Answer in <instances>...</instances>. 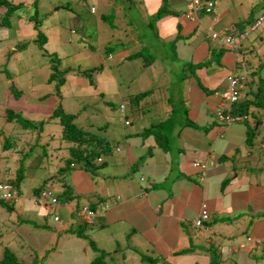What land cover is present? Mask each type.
<instances>
[{
  "label": "crops",
  "instance_id": "obj_1",
  "mask_svg": "<svg viewBox=\"0 0 264 264\" xmlns=\"http://www.w3.org/2000/svg\"><path fill=\"white\" fill-rule=\"evenodd\" d=\"M166 3L169 10L162 13L166 19L157 25L155 38L160 41L162 52L163 45H166L167 58L162 65L169 64L173 69H178L174 79L180 88L173 90L170 87L172 83L168 81L158 85L157 88L167 90L166 95L157 97L155 103H145L143 106L133 103V96L120 99L123 122L128 124L120 128L117 135L111 134L109 128L106 141L112 145L105 155L99 157L98 162L95 161L94 168L86 170L81 164L72 165L61 173L58 170L65 165L54 166L52 173L49 171L51 178L47 177L48 180L35 175L36 180L46 181L33 189L29 198L21 199L20 212L35 219L36 230L42 227L40 218L50 212L31 203L36 195L34 190H45L48 186L46 183L55 184L59 204L53 210L61 209L58 211L63 213L57 216V223L60 224L54 228L58 233L54 245H58L62 234L65 236L62 237V240L65 239L63 245H69L68 239H71L74 245L84 250L81 239L89 236L96 248V251L92 249V256L94 258L98 252L104 253L103 264H116L113 255L117 261L118 257L122 260L123 255L118 251L121 247L132 249L131 246L140 247L129 254L130 258L137 254L141 256L135 258L136 264H147L152 255H155L153 264H159L155 261L159 258L162 264H263V253L258 251L264 249V219L253 220L252 215L248 214L264 209V190L255 193V189H240L235 168L246 170L248 164L255 163L257 170L264 175V137L259 136L258 130V127L264 128V123H261L264 113L254 116L256 121L250 115L242 122L227 126L217 124L214 115L219 108L228 107L224 99L227 76L236 78L239 100L245 97L247 91H257L256 80L263 81L260 85L264 87V29L253 36L249 35V38L245 36L235 50L210 41L207 29L232 31L233 34L244 32L254 18L252 9L261 4V13L264 0H213L210 15L201 14L192 20L186 18L190 0H166ZM222 50H225L224 54H221ZM246 50L248 56L253 54L250 60L254 62L250 66L253 76L250 80L245 77L246 68L243 75L240 64L243 60L238 59V52L245 54ZM131 54L135 52L131 51ZM127 57L121 59V65L129 59ZM187 66L189 69L185 70ZM98 95L100 97V93ZM124 101L129 102L128 108L124 106ZM182 104L185 109H181ZM151 107L155 110L154 115L150 114ZM171 112L174 113L172 117ZM162 114L164 116H159ZM151 119H155V123L149 124ZM161 122L162 127H158L157 123ZM172 122H176V127ZM5 123L4 120L0 127L3 134L0 137V155L8 160L3 162V168L6 171L12 168L16 170L20 158L13 159L15 154L12 151L9 152L10 156L3 151L6 136L12 135V129L8 130ZM107 127L101 126L99 130H107ZM147 129L155 130L154 138L150 136L147 139ZM255 134L256 138L253 137ZM34 135L38 138V132ZM24 136L26 138L19 136V142L27 143L28 147L31 141L26 133ZM47 137L51 141V135L46 132L45 147L48 146L45 143ZM52 145L50 149H58L56 144ZM14 146L16 151L19 147ZM235 151L236 157H233ZM35 160L36 163L31 160L28 165L33 167L40 162L38 156ZM63 189L70 192L69 198L60 195ZM258 193L262 196L261 201L254 202ZM103 204L107 205V210L92 217L87 224L73 213H77L81 205L95 209ZM29 205L32 207L28 208ZM203 206L209 222L204 225L205 230L197 233L189 226V221ZM241 214L251 224L250 233L245 232L248 230L245 224L230 227L234 220L242 217ZM83 226L86 232L82 231ZM79 230L85 237L67 238L70 231ZM256 230L257 234L261 231V235H257ZM237 232L245 235V240L254 245V252L244 247L245 242L234 241ZM140 237L145 240L138 242ZM159 238H165V245L163 239ZM224 239L226 242H223ZM149 243H152V247L153 243L157 246L155 253L144 248H152ZM27 245L26 242L21 243L22 249H26L23 255L32 256L31 248ZM34 249L37 251L35 256L41 259L46 249ZM213 249L219 252L214 253ZM140 250L146 254L139 253ZM180 251L184 252L178 253ZM148 252L151 254L147 255Z\"/></svg>",
  "mask_w": 264,
  "mask_h": 264
},
{
  "label": "rangeland",
  "instance_id": "obj_2",
  "mask_svg": "<svg viewBox=\"0 0 264 264\" xmlns=\"http://www.w3.org/2000/svg\"><path fill=\"white\" fill-rule=\"evenodd\" d=\"M261 4L252 9L254 19L260 14ZM8 6H13L17 11L5 16ZM162 8L169 10L166 0L162 2L158 0H4L0 8V115L2 116L0 127L4 120L10 119L5 123L8 130L12 129V135L6 136L7 141H11L14 147L20 148L12 158L22 160L21 166L25 168V172L20 167L22 171L19 175L23 177L15 186L19 190L20 199L12 205L13 209L5 208L6 204L0 205V261L5 251L12 253V256L6 255L12 259L14 257L19 264H28L32 261V264H91L95 260L92 256L94 252L89 246L91 240L89 236L81 239L82 236H77L74 231L67 234V238L81 239L84 242V250L74 245L71 239H68L69 245L68 243L63 245L65 239L62 240L64 235L62 236L61 233L58 245H54L58 237L54 228L60 223L54 222L52 215H60L63 212L58 210L61 209L53 210L40 218L42 227L36 230L35 219L21 213L19 205L22 202L21 199L29 198L31 191L42 185V181L36 180L35 175L48 180L51 178L48 175L49 171L52 173L54 166H64L65 160L69 158L68 151L65 149L67 142L61 137L62 127L55 118L48 123L45 122L53 114H57L58 117L64 114L73 115L74 127L85 129L105 141L109 128L111 134L117 135L120 128L126 127L125 123L123 125L124 116L121 117L123 114L118 113L120 99L126 96L130 99L133 96V103L143 106L145 103H155L154 100L157 101V97L166 95L167 90L157 88L158 85L168 81L172 83L170 87L173 90L180 88L174 79L178 69H173L169 64L162 65L167 58L165 55L167 47L163 45L162 52L159 46L160 41L155 38L157 25L166 17L162 16L157 22L153 20V17ZM34 10H36L35 16ZM31 16L35 19L29 20ZM260 30L250 31L247 27L244 32L249 38V35L253 36ZM133 40L136 41L133 42ZM131 51L136 53L133 59H126L121 65V59L129 56ZM224 51L222 50L221 54H224ZM239 53L238 59L243 60L240 63L243 67V75L246 68L245 77L250 80L253 76L250 67L254 64L253 61L250 62L253 54L248 56L247 50L245 54ZM188 67L185 70H188ZM91 69L99 71L93 73L92 79L75 75L77 72ZM254 69L253 71H257ZM59 79L63 80L61 86L57 83ZM256 83L255 88L261 100L252 111L255 121L259 114L264 113V87L258 80ZM124 106L128 108L129 102L124 101ZM181 109H185L183 104ZM120 110L123 111L121 106ZM154 113L155 110L151 107L150 114L154 115ZM17 114L21 116V119L15 117ZM30 122L37 129L38 138L35 137L31 128H26ZM148 123H155V119H151ZM157 124L158 127H162V122ZM172 124L176 127V122ZM106 125L107 130H99V127ZM258 130H260L259 136L264 137V128L262 130L258 127ZM146 131H148L145 134L147 139L155 134L153 129ZM46 132L51 135V141L48 137L46 138L47 147L44 146ZM24 133L31 141L28 147L27 143L19 142V136L23 135V138H26ZM2 135L0 131V137ZM253 137L256 138L257 134ZM52 144H56L58 149H50ZM171 147L174 148L172 145ZM233 154V157H236V151ZM36 156L40 158V164L33 170L28 163L31 160L36 163ZM5 160L0 155V179L15 180L18 177L15 170L12 168L6 171L7 169L3 168ZM256 166L254 163V165L248 164L246 170L235 168L240 189H255V193L264 190V175L257 170ZM258 167H260L259 164ZM47 185L46 188L52 192V197H55L57 186ZM260 195V193L255 195L254 202L261 201ZM31 205L28 208L32 207ZM258 210L259 212L254 214L249 212L248 215L251 214L253 220L261 221L264 219V209ZM241 216L234 220L230 227L245 224L248 229L245 232L250 233L251 224L245 217L243 218L242 214ZM79 225L82 224L79 223ZM82 231L86 232V227ZM255 233L257 234V230ZM260 233L261 231L257 235H261ZM245 237L237 232L234 241L245 242L244 247L254 252L252 249L254 245L249 244ZM152 239L155 242V238L152 237ZM159 239H163V245H165V238ZM144 240L145 238L140 237L138 242ZM22 242L28 243L32 256L23 255L26 249H22ZM223 242H226V239ZM149 246L152 247V243H149ZM36 247L39 250L40 247L46 249L41 259L35 256L37 251L34 248ZM131 247L132 249L121 247L118 253L123 255V259L118 257V262L113 255L114 262L136 264L135 258L137 259L139 254L132 258L129 254L135 253L133 250H139L140 247ZM144 248L151 249L153 253L158 249L155 243L152 248ZM209 252L212 253L211 250ZM213 252L218 253L219 250L213 249ZM258 252H262L264 256V249H259ZM139 253L146 254L144 250H140ZM150 254L148 252L147 255ZM154 256H150L151 259L146 263L153 264ZM155 261L162 264L161 258Z\"/></svg>",
  "mask_w": 264,
  "mask_h": 264
},
{
  "label": "trees",
  "instance_id": "obj_3",
  "mask_svg": "<svg viewBox=\"0 0 264 264\" xmlns=\"http://www.w3.org/2000/svg\"><path fill=\"white\" fill-rule=\"evenodd\" d=\"M4 3V0H0V8L1 5ZM10 7V8H9ZM8 10L5 11V16L9 15L11 12H15L17 10H14L15 8H13V6H8L7 8ZM165 9H159V11L155 14V16L153 17V20L156 21L159 17L162 16V13L164 12ZM34 14H36V10H34ZM35 19L32 16L29 17V20ZM41 44V42H40ZM136 54V53H135ZM135 54H129V56L127 58L129 59H133ZM131 55V56H130ZM100 70V69H99ZM96 70L91 69L89 71H85V72H77L75 73V75H80L81 77L84 78H91V76L93 75V73H95ZM99 71H96V73H98ZM77 75V76H78ZM62 79L58 80V86H61L62 84ZM260 84H263V82L261 80H259ZM89 84H91V81L89 80ZM261 97L259 96V92L255 91V92H251V91H247V94L245 95L244 98H242L240 101H237L233 104H231L230 107V114L231 115H235V116H243V115H252V109L255 108V106H258V102H260ZM256 109H259L256 107ZM64 114V113H63ZM174 113L171 112V117L173 116ZM56 115V116H55ZM181 119H183V114L180 113ZM16 118L21 119V116H19L18 114L15 115ZM56 119L58 124L62 127V132H61V137L62 139L67 142L68 144L70 143V146L67 148L68 154H69V158L65 160V166L61 169L58 170V172H64V170H69L72 165H78L81 164L83 166L84 169L86 170H91L94 168V164H95V160L103 155H105L109 149H110V144L105 140L103 141V139L101 137L96 136L93 133H89L87 132L85 129H81V128H77L74 127L72 125L73 123V119L74 116L71 114H64L61 115L60 117H58L57 114H53L49 119H47L45 122H49L51 119ZM9 118L5 121L9 122ZM25 122V121H24ZM26 128H34V125L30 122V125H26ZM10 147L9 146H4L3 147V151H7L9 150ZM1 150V149H0ZM16 152V151H15ZM4 159V158H2ZM5 160V159H4ZM20 160V165L16 168L15 173H17L16 175L18 177H16L15 180H10L9 183L13 184L14 186H16V183H19L22 180L21 175H19V173H21V171H24V167L21 166L22 164V160ZM8 160L6 159L5 162H7ZM39 164V163H38ZM38 164H36L34 167H38ZM22 167V170L21 168ZM70 167V168H69ZM46 181V180H44ZM43 181V182H44ZM42 182V183H43ZM62 183V182H61ZM48 184V183H46ZM63 185V184H62ZM64 187V185H63ZM46 189V188H44ZM42 191V189L37 190L35 192V194L38 196L40 194V192ZM61 196L63 195V197H65L66 199L70 197V192H68L67 189H63V192L60 194ZM3 204H6L5 208H7L8 210H11L12 208V204L8 205L7 203H3L0 202V205L3 206ZM209 219L207 220V222H205V225L208 224ZM81 228V227H80ZM81 230V229H80ZM79 230L78 231H74L77 233V236H84L83 233H81ZM89 246L91 247V249H93L94 251H96V248L94 247L93 243L91 241H89ZM184 251H180L178 253H183ZM6 254H9L10 256H12L13 254L8 251L4 252V256L3 259L0 261V264H19L18 262L15 261L14 257L12 258H8V256ZM104 253L98 252L97 256L92 260L93 262L91 264H103V257H104Z\"/></svg>",
  "mask_w": 264,
  "mask_h": 264
},
{
  "label": "built area",
  "instance_id": "obj_4",
  "mask_svg": "<svg viewBox=\"0 0 264 264\" xmlns=\"http://www.w3.org/2000/svg\"><path fill=\"white\" fill-rule=\"evenodd\" d=\"M213 2L211 0H190V14L188 17L193 18L196 13H204L210 14L211 7ZM258 28H264V12L254 20L252 25L250 26V30H255ZM244 34H238L235 37H230L221 35L218 32H211L210 37L211 39H219L221 43L228 45L234 48L243 38ZM227 93L224 95L226 100L231 103L236 101L237 92H236V80L232 76H227ZM216 118L218 121L222 122L224 125H229L235 118L231 117L228 112L225 114L221 113L220 110L216 113ZM17 197L16 190L14 187L8 182L0 181V201L6 202L15 200ZM36 205L43 206L44 209L51 210L54 206L57 205L55 198L51 197V194L48 191L40 192L38 197L34 200ZM95 210H89L86 206H82L80 209V215L82 219L88 222L94 215ZM208 215L204 208H201L199 213L192 217L189 223V226L196 230L197 233L203 230V223L207 220ZM58 217L53 216V221H57Z\"/></svg>",
  "mask_w": 264,
  "mask_h": 264
},
{
  "label": "clouds",
  "instance_id": "obj_5",
  "mask_svg": "<svg viewBox=\"0 0 264 264\" xmlns=\"http://www.w3.org/2000/svg\"><path fill=\"white\" fill-rule=\"evenodd\" d=\"M212 2H213V0H211ZM212 7H213V4H212ZM212 7H211V9H212ZM264 12V10L258 15V17L262 14ZM211 13H212V10H211ZM210 13V14H211ZM188 14H190V8H189V11L186 13V18H189V20H192V19H194V17L195 16H199V15H201V14H204V13H196L194 16H193V18H191V17H188ZM210 14H204V15H210ZM34 16H35V14H33ZM257 17V18H258ZM257 18H255V19H257ZM254 18L252 19V21H251V24L249 25V30H250V26L252 25V23L254 22V20H255ZM258 29H264V28H258ZM256 30V29H255ZM252 31V30H251ZM207 32H208V39L210 40V41H216L218 44H220L221 46H226V47H229V48H231L232 50H235L236 48H237V46H239V44H240V42L244 39V37L246 36V33L245 32H238V33H232V31H222V32H218V33H220L221 35H224V36H230V37H235L236 35H238V34H244V36H243V38H242V40L234 47V48H232V47H230V46H228V45H225V44H223V43H221L220 42V40L219 39H211V37H210V34H211V32H217V31H213V29L211 28V27H209L208 29H207ZM229 76H231V75H229ZM233 77V76H232ZM235 80H236V78L235 77H233ZM227 83V82H226ZM237 80H236V92H237ZM224 95H226V93L224 94ZM224 99L226 100V98L224 97ZM237 101H240L239 100V94H238V92H237V98H236V101H234V102H231V103H229L227 100H226V102H227V104H228V107H227V109H222V108H219L218 110H220L221 111V113H223V114H225L226 112H228V114L231 116V117H233V118H235V121H233L232 123H234V122H242V121H244V120H246L247 119V117H249L248 115H243V116H235V115H231L230 114V107H231V104H233V103H235V102H237ZM120 106L121 105H118V113L119 114H121V110H120ZM122 107V106H121ZM217 110V111H218ZM259 110V109H258ZM217 111L215 112V115H214V121L217 123V124H222L223 126H227V125H224L222 122H220V121H218L217 120V118H216V113H217ZM122 116V115H121ZM6 123H7V121H6ZM46 123H48V122H46ZM128 124V122H123V124ZM231 123V124H232ZM125 125V126H126ZM230 125V124H229ZM31 130H33L34 131V133L35 132H38L37 131V129L34 127V128H32ZM9 137V136H8ZM7 138V137H6ZM5 146H9L10 147V149L9 150H7V151H5V153L7 154V155H9L10 156V151H12L14 154H15V150H14V148H13V143H11V141H7V139H6V141H5ZM68 143H67V145H66V148L65 149H67L68 148ZM17 150H16V152H19V150H20V148H16ZM1 151H2V149H1ZM100 159L99 158H97L95 161L96 162H98ZM94 161V162H95ZM79 165V164H78ZM77 166V165H76ZM0 181H2V180H0ZM9 181H10V179H5L4 181H2V182H8L9 183ZM11 184V183H10ZM13 187H14V189L16 190V195H17V197L15 198V200H11V201H6V202H3V201H0V202H3V203H7L8 205H13L14 203H15V201L16 200H18L20 197H19V190L13 185V184H11ZM43 191H48L50 194H51V197H52V192L51 191H49V189H45V190H42L41 192H43ZM38 196L37 195H35L34 196V198L32 199V201H31V203L34 205V206H38V205H36L35 204V199L37 198ZM52 198H55V200H56V202H57V205L59 204V202H58V200H57V196H55V197H52ZM82 206H86L89 210H95L96 211V213H95V215H97V214H100V213H103V212H105V210H107V205L106 204H103V205H97V207L95 208V209H91V208H89L87 205H81V206H79L78 207V212L76 213L75 211L73 212L74 213V215H76V216H80L81 217V215L79 214L80 213V209H81V207ZM38 207H41V208H43V206H38ZM55 207V206H54ZM53 207V208H54ZM53 208L51 209V210H49V212H53ZM201 208H204L205 210H206V208L203 206V207H201ZM200 208V209H201ZM46 211H47V209H46ZM200 211V210H199ZM199 213V212H198ZM197 213V214H198ZM206 213H207V211H206ZM52 214V213H51ZM196 214V215H197ZM94 215V216H95ZM195 215V216H196ZM207 215H208V213H207ZM53 216H57V215H53ZM93 216V217H94ZM82 218V217H81ZM209 218H207V220H208ZM52 220H53V217H52ZM91 220V219H90ZM90 220L88 221V222H86V221H84L83 219H82V221L85 223V224H87V223H90ZM207 220L205 221V222H207ZM58 221V220H57ZM57 221H54V222H57ZM205 222L203 223V230H205L206 228H205ZM189 223H190V221H189ZM202 232V231H201ZM200 233V232H199Z\"/></svg>",
  "mask_w": 264,
  "mask_h": 264
}]
</instances>
